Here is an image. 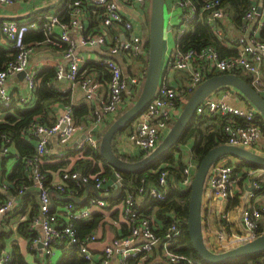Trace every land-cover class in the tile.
<instances>
[{
	"label": "built area",
	"instance_id": "2783aa9c",
	"mask_svg": "<svg viewBox=\"0 0 264 264\" xmlns=\"http://www.w3.org/2000/svg\"><path fill=\"white\" fill-rule=\"evenodd\" d=\"M15 0H0V4H10ZM37 2L40 0H27ZM85 0H68L66 10L69 13V21L61 22L57 15H49L41 22V30L44 42L62 49V61L55 68V80L64 79L70 83H77L84 92L85 99L91 100L95 94L93 78L81 71L82 58L76 53V43L69 36V30L74 29L80 33L77 43L80 46H101L106 42L105 32L83 34L81 16L83 2ZM136 6H142L145 0H122ZM90 2L93 10H99L100 23L108 29L113 25L124 29L122 37L114 36L113 45L107 55L98 60V66L108 74L107 94L97 101V106L92 108L91 123L86 126L74 122L72 110L69 105L51 124L34 122L28 127L27 133L34 138L35 146L32 156H23L22 164L25 181L16 194L7 193L5 199L0 202V221L4 220L10 211L20 205V198L27 190H33L38 198V211L31 220V225L41 230V236L35 237L32 243L41 242V250L45 255H50L54 247H68L78 243L79 252L87 264H95V260L89 251L88 245L96 240L94 234H87L82 239L77 236L74 221H85L91 215L93 207L105 208L110 204L106 199L90 195L84 206H77L74 202L66 201L64 208L66 220L59 221L50 208V189L63 195H72L75 189L82 188L86 184H92L100 194L114 188V183L105 176H88L77 170H64L61 179L64 183L50 186L46 181V174L42 170L43 157L47 154L49 137L55 135L59 144H67L77 130H82L83 135L77 141L75 148L80 150L85 147L98 149L99 137L95 135L97 126L106 120H114L122 111V105L127 100H132L141 89L143 78L123 74L121 66L113 58L122 52L126 58L141 56L144 46L141 38L135 34L133 26L118 10L117 5L110 0H86ZM178 8L177 36L172 45L167 65L172 70L183 71L188 74V83L183 89L172 87L166 78L160 75L154 96L146 105L144 111L135 119L131 128L125 134L133 148L141 155L151 152L158 142L168 132L170 126L179 114L183 98L190 95L193 90L212 72L233 73L242 72L249 77L250 85L259 94L264 96V79L261 65L264 58V32L259 36L241 35L233 40L236 45L234 54L221 57L215 47L202 46L199 49H183L179 40L194 24L208 25L213 34L222 38L220 22L225 16L224 7L220 0H175ZM257 15V4L244 13L240 28L245 29ZM58 26L60 32L54 35L53 29ZM36 28V24L19 23L14 20H1L0 33L7 40L9 47L15 52L12 59L5 62L0 68V106L9 107L13 98L7 92L6 81L10 76L20 71H25L24 82L30 93L35 85L36 71L27 69L28 60L32 52L31 45L24 42L25 34ZM260 31V29H259ZM217 90L205 98L195 109L196 114L207 113L210 117H221L225 120L222 124V133L225 144L241 147L258 154L264 155V150L255 146L262 133L261 125L256 120L257 111L248 105L235 106L227 102L225 91ZM24 101V97L20 98ZM9 139L0 135V155H9ZM17 158V156H14ZM196 163L190 162L183 166L181 178L175 182L169 171L160 166L154 182L141 178L139 184L133 189H125L121 178L117 174L118 186L123 189L120 201L121 214L128 228V234L112 239L105 245L100 254L99 264H111L115 253L119 252L118 264H147L153 251L161 246L160 259L150 260L152 264H200L197 260L190 259L181 253L175 252L169 247L172 241L178 239L183 232L182 226L174 220L169 222L166 228L161 223L152 222L151 217L145 212L139 199L143 203L147 200L164 201L167 197V188H186L193 177ZM111 181V187H105ZM264 181V169L246 167L235 173L234 168L227 163L214 165L205 180L204 193L206 201L202 200V209L207 211L213 208L215 199L228 200L241 191L251 201L240 206V223L244 228V234L235 238L236 243L247 241L262 232H259V220L264 215V198L258 204L253 202L256 194L262 189ZM70 184V185H68ZM251 186V189H247ZM105 187V188H104ZM204 197V196H203ZM207 224V225H206ZM203 225L207 238L213 239V245L224 250L229 248L231 240L226 238L224 231L208 230V223L203 216ZM211 233V234H210ZM11 253L0 246V264H10ZM257 264H264V254Z\"/></svg>",
	"mask_w": 264,
	"mask_h": 264
},
{
	"label": "crops",
	"instance_id": "0c3cea01",
	"mask_svg": "<svg viewBox=\"0 0 264 264\" xmlns=\"http://www.w3.org/2000/svg\"><path fill=\"white\" fill-rule=\"evenodd\" d=\"M56 0H40L37 2H31L27 0H15L10 4H0V21L1 20H14L19 23H35L36 28L29 30L26 33L27 41L25 43L31 45L32 52L28 60L27 69H33L36 72L40 71L42 68H53L55 70L58 63L62 61V49L56 46H53L47 42L39 41V40H30L31 33H40L42 32L40 26L42 20L49 16V15H59L60 12L59 5L43 10V11H36L40 8H43L49 4L54 3ZM114 2L121 15L130 21L133 26V30L135 34H137L142 41V44L145 49V44L148 39V26H149V14H150V0H145L142 6H136L129 3H125L122 0H110ZM90 2H83V13L81 16V23L83 26V34H92L104 31L106 36V42L104 45L101 46H80L77 43L78 36L80 35L74 29L69 30V36L75 41L76 43V53L79 54L82 58V62L80 64L81 71H84L90 77L93 78V87L95 90V94L91 100H86L84 92L82 91L81 87L77 83H70L68 81H61V80H52L50 84L57 90L60 94L63 95L61 100L55 104L50 106V109L47 113V121L49 123H53L56 118L63 112L65 106L69 105L71 107L72 112L76 111V114L73 116V120L76 124L81 126H86L91 123V109L97 106V101L102 99L107 94V81H108V74L102 68L98 66V60L103 58L107 55L109 48L113 45L114 36L118 35L122 37L124 34V29L121 26L113 25L108 29H105L98 17L95 15V10L92 9V6L89 5ZM257 7L262 5V13L260 16H256L254 20L248 24V27L245 29H241L240 26H235L229 20L227 15L220 22V28L222 32V38H218L219 42H221V50L218 51V54L221 57L230 56L235 53L236 45L233 44V40L237 39L238 36L241 35H256L260 36L262 34V27L264 23V0H256ZM67 3H64L63 10L66 9ZM164 17L166 16V20H164L169 26V31L172 30L174 26V19H178V8L175 5V0H164ZM190 28V27H189ZM188 28V30H189ZM192 28V27H191ZM260 29V31H259ZM177 26H174V31L172 32V40L174 43L175 38L177 36ZM187 30V31H188ZM60 29L58 26H55L53 29L54 35H58ZM169 36V34H168ZM164 41V39H163ZM172 46L169 47L168 43L165 44L163 42V49H162V60H161V68L160 72L161 75L164 76L167 82L176 89H183L188 83V74L183 71L172 70L167 65V59L170 55V51ZM12 50L9 47L7 40L1 35L0 33V54L4 53L6 55L7 51ZM217 50V49H216ZM5 51V52H4ZM146 49L145 52L138 57H130L126 58L122 52L113 56L114 60L118 62L121 66L123 74H128L132 76H137L139 78L144 77L146 66L144 65ZM147 65V64H146ZM262 76L264 79V58L261 65ZM6 89L7 92L13 98V104L18 106L19 108L29 109L32 108L35 104V97L33 93H30L26 87L24 80H21L16 74L10 76L6 81ZM220 91H225L227 93L226 100L232 105L235 106H244L246 105L242 99L239 98V95L233 88H223ZM213 94V93H212ZM211 94V95H212ZM215 95V94H213ZM24 97V101H20V98ZM131 100L124 101L122 105L121 111L123 112L128 108ZM4 112L0 113V120L4 117ZM210 125L212 130H217L220 128L221 117H210ZM113 120H105L103 124L97 126L95 130V135L102 134L107 126ZM132 125V124H131ZM131 125L122 133L118 134L114 139V149L117 154L126 156L129 158H133L136 156H140V154L133 148L132 144L127 140L125 134L131 128ZM83 135L82 130H77L71 139L68 141L67 144L61 145L59 144L57 137L52 135L49 137V141L47 144V154L43 157V170L46 174V181L50 186L55 184H62L64 183L61 179V174L64 170L69 168V165L66 166H59L58 164L62 161H65V164H68L69 160L72 162L74 157L72 154L76 152L75 145L77 141ZM100 138V137H99ZM190 145L191 142L187 141L184 144L179 146V153H175V159L178 158L180 154L181 161L182 158H185V161L182 164L185 166L190 162L196 163L195 160L190 156ZM259 146L264 145V139L259 140ZM261 148V147H260ZM12 157H8L5 160L4 168L6 174H8L12 166L16 162V158L14 157V151L12 147H10ZM68 159V160H66ZM128 161V160H127ZM67 162V163H66ZM176 163V162H175ZM173 176V175H172ZM174 181V180H173ZM111 187V181L106 184V188ZM261 186L263 187L262 190L256 194V198L253 199L255 204H258L261 199L264 198V181L261 182ZM104 187V188H105ZM5 189H8L7 186H3L1 192L4 194L9 193ZM83 191L80 195H63L59 192L50 189V208L53 213H55L58 217L59 221H65L66 212L64 208L65 197L67 196H75L79 199H82L85 196L84 186ZM114 190V188H110L108 192L110 193ZM170 190V189H169ZM30 192H34L33 190H27ZM168 191V188H167ZM123 191L110 199H106L109 206L105 208H97L93 207L91 209V215L85 221H89L94 219L95 217L98 218L97 224L93 230L90 231L89 234H94L96 236V240L94 242L89 243L88 248L90 253L92 254L93 259L96 261L95 264H99L98 260L100 259V254L102 248L107 245L112 239L118 238L128 234V228L126 223L123 220L121 214V195ZM240 194V202L239 207L234 206L232 208H226L227 200H220L217 199L213 202V208L207 213L203 211V216L208 223V230L210 228L211 222L214 223V229L216 231L222 230L221 226L218 225L220 219L225 221L226 223L230 224L228 233L224 231L226 238H229L232 242L238 236L244 234L245 230L240 223V206L243 205L247 201H251L248 199L244 193L241 191L238 192ZM36 201L35 204L37 205L36 213L38 211V198L34 192ZM93 195L90 192L87 198ZM203 202L206 201L207 196L203 195ZM120 197V198H118ZM86 200L81 204H76L79 207L84 206L87 202ZM139 203L143 207V201L139 199ZM32 206L29 202H24L22 198H20V205L9 212V214L5 217L4 220L0 221V246H4L6 251L11 252V244L15 243L19 247L20 254L22 255L23 259L27 264H56L57 260L60 257L61 250L63 247L57 246L54 247L52 253L50 255H45L41 248L38 245H34L32 242L30 243L27 239L23 238L17 232L18 225L24 220L27 219L31 213ZM105 210V211H104ZM145 210V209H144ZM146 213L149 214L151 217L152 222H159L156 217L153 215V211L145 210ZM150 212V213H149ZM207 225V224H206ZM259 226L262 228V232H264V215L259 220ZM30 228L33 230V233L36 237L41 236V230L37 226H33L30 224ZM214 230V231H215ZM205 231V227H204ZM223 231V230H222ZM213 244V241H210ZM38 244V243H37ZM240 244V243H239ZM232 245H229L231 248ZM236 246V245H234ZM233 247V246H232ZM227 248V249H229ZM226 250V249H225ZM161 254V246H157L153 251V254L150 260H157L160 259ZM120 253L117 252L111 259V264H118V257ZM148 261L147 264H152L151 261Z\"/></svg>",
	"mask_w": 264,
	"mask_h": 264
},
{
	"label": "trees",
	"instance_id": "16d2710c",
	"mask_svg": "<svg viewBox=\"0 0 264 264\" xmlns=\"http://www.w3.org/2000/svg\"><path fill=\"white\" fill-rule=\"evenodd\" d=\"M68 0H62L59 7H61L60 12L58 13V18L61 22L67 23L69 21V13L65 9L63 10L64 3ZM72 1V0H71ZM83 1V0H82ZM196 2H200V0H194ZM255 3L256 0H220V4L224 7L225 15L229 18V20L235 26H241L242 17L244 13L251 7V4ZM63 5V6H62ZM96 17L101 20L99 15V10H95ZM264 32V23L262 27V33ZM27 36H24V42L27 41ZM30 40H44L43 33H31ZM180 46L183 49L187 48H195L199 49L205 45H211L220 52L221 50V42L217 39V36L213 34L211 28L206 24H194L192 28L180 38L178 39ZM146 54L144 59V65L147 64V54H148V41L145 44ZM5 52V51H4ZM14 51L10 50L0 54V68L2 65L7 62L9 59H12L14 56ZM237 76L241 77L246 82L250 83L249 77L242 72L235 71L233 72ZM218 74L212 72L209 76ZM208 76V77H209ZM52 80H55V70L53 68H42L40 71L36 72L35 75V85L33 88V96L35 97V104L32 108L25 109L19 108L13 103L9 107H1L0 113L4 112V117L0 120V135L4 134L9 139L10 147H12L14 156H17L15 164L12 166L11 171L6 174L4 163L6 158L12 157L11 153L9 155L2 156L0 155V189L2 190L3 186H7L8 189H5L10 194H16L21 185L27 184L25 181L22 157L23 156H32L34 153V138L28 134L26 131L29 126H31L34 122H39L43 124H51L47 121V113L52 104L57 103L63 97L55 88L50 84ZM223 88H231V87H221ZM236 91V90H235ZM140 92H137L130 104L134 102V100L138 97ZM237 92V91H236ZM239 98L244 101V103L250 107L252 105L237 92ZM264 97V96H263ZM73 116L76 114V111L72 112ZM209 115L207 113L196 114L191 119L178 142L171 147L167 152H165L161 158L150 164L145 170L139 173H123L118 172L119 177L121 178L122 185L125 189H133V187L139 184L141 178H144L146 181L154 182L158 173V169L160 166L166 168L170 174L173 175L174 181L177 182L181 178V171L183 168V164L181 161L180 154L178 158L175 159V153H179V146L181 144L186 143L187 141L191 142L190 145V156L193 160L196 161V164L201 160V158L207 153V151L219 144L225 143V139L222 133V124L225 120L221 118L220 128L217 130H212L210 125ZM256 120L261 125L262 133L264 134V117H262L258 112L256 114ZM128 124L125 131L130 125ZM109 126V125H108ZM107 126V127H108ZM122 131V132H123ZM121 132V133H122ZM102 134H99L98 137H101ZM118 134H116L112 140V148L116 153L113 143L114 139ZM117 154V153H116ZM120 158L128 161H134L146 154H141L140 156H136L133 158H129L126 156H122L117 154ZM74 157L73 161L69 160L68 164H65V161H62L58 165L63 167L69 165L70 170H77L84 175L88 176H105L110 179V175L112 172V168L107 165L100 157L98 149H91L90 147H85L80 150H76L72 154ZM68 160V159H66ZM176 162V163H175ZM227 163L230 164L235 173L241 171L242 168L250 167L248 163L240 161L236 158L224 156L220 158L216 163ZM67 163V162H66ZM212 166V167H213ZM43 170V163L41 165ZM211 167V168H212ZM210 168V170H211ZM209 170V172H210ZM44 171V170H43ZM70 185V184H68ZM262 187V186H261ZM83 188V187H82ZM82 188L75 189L72 195H80L83 191ZM263 188V187H262ZM261 188V189H262ZM0 190V202L5 199L6 194L2 193ZM189 186L186 188L175 187L167 191V197L164 201H155V200H147L143 203V209L153 211L154 217L161 223L163 228H166L170 221H172L171 216L174 217V220L178 222L183 229L180 237L174 241H172L169 247L173 249L175 252L181 253L184 256L197 260L200 264H206L201 261L198 257L197 253L194 251L186 231V218L188 213V198H189ZM123 194V193H122ZM123 195H121L122 197ZM240 194L236 193L232 198L228 199L226 208H232L234 206L239 207V198ZM22 200L24 202H29L32 206L31 213L27 219H24L17 227V232L23 238L27 239L30 243L35 239V234L33 230L30 228V223L32 218L36 215L37 205L35 204L36 198L34 192L25 191L22 196ZM120 198V197H118ZM78 206V205H77ZM150 213V212H149ZM148 214V213H147ZM149 215V214H148ZM98 218L91 219L89 221H74V227L77 232V236L79 239L85 237V235L89 234L93 228H95L97 224ZM218 225L221 226V229L228 233L229 225L222 219L219 220ZM262 228L259 226V232H262ZM202 235L205 245L214 252H220L224 249L219 246H214L210 241H208L207 235L204 231L203 225V212H202ZM11 261L10 264H27L20 254L19 247L15 244H11ZM263 253H259L253 256L245 257L242 259H236L231 263H222V264H257L258 260L261 258ZM56 264H87L86 260L83 258L82 254L79 252L78 243L70 245L68 247H63L61 250V254Z\"/></svg>",
	"mask_w": 264,
	"mask_h": 264
},
{
	"label": "water",
	"instance_id": "95a60500",
	"mask_svg": "<svg viewBox=\"0 0 264 264\" xmlns=\"http://www.w3.org/2000/svg\"><path fill=\"white\" fill-rule=\"evenodd\" d=\"M62 0H56L36 11L51 9L61 3ZM262 5L257 7V15L262 13ZM164 0H150V14L148 26V54L147 65L143 77L142 86L138 97L126 110L121 112L105 129L99 139L98 152L101 159L112 168L110 180L114 183V190L110 193L100 194L92 184L84 185L85 196L79 199L75 196L65 197V201H71L75 204L83 203L88 194L103 199H110L119 195L123 189L118 186L117 174L139 173L145 170L150 164L158 161L161 156L173 147L181 137L185 128L195 115L196 107L212 93L221 87H231L241 94L256 111L264 117V97L259 94L252 86L234 73H218L206 77L189 95L184 102L179 114L170 126L165 136L158 142L155 148L143 157L127 161L120 158L112 148V140L116 134H120L128 124L133 123L135 119L144 111L146 105L154 96L159 77L161 75V60L164 35ZM169 29V26H168ZM25 71H20L16 75L24 80ZM61 81H65L61 79ZM227 156L236 158L248 163L252 168L264 169V155L256 152L232 146L228 144H219L207 151V153L197 163L193 177L189 183L188 213L186 218V231L188 239L202 262L206 264L231 263L236 259L253 256L259 253L264 254V232L244 241L229 249L214 252L204 243L202 235V199L204 195L205 180L210 168L220 158ZM247 189H251L248 186ZM220 201V198L217 199ZM41 247V242L37 244Z\"/></svg>",
	"mask_w": 264,
	"mask_h": 264
},
{
	"label": "rangeland",
	"instance_id": "374dc122",
	"mask_svg": "<svg viewBox=\"0 0 264 264\" xmlns=\"http://www.w3.org/2000/svg\"><path fill=\"white\" fill-rule=\"evenodd\" d=\"M164 20H166V16L164 17ZM177 24H178V19H174V23H173V25L174 26H177ZM174 26L172 27V30L171 31H174ZM171 31H169L168 30V26H167V24H166V22L164 21V35H163V39H164V47H165V44H167L168 43V46L169 47H171L172 45H173V40H172V32ZM168 34H169V36H168ZM189 97V95H187V96H185V98H183V101L185 102L186 101V99ZM184 102H183V104H184ZM183 106V105H182ZM262 139H264V134H262L261 135V137H260V140H262ZM261 147V149L262 150H264V145L263 146H259L258 145V143H257V145L255 146V150L256 151H258L259 150V148ZM185 161V158H182V162H184ZM105 211V210H104ZM212 224H210V228L212 229V230H215L214 229V223L213 222H211ZM211 234V233H210ZM213 239H211V238H209L208 239V241H212ZM238 240H233L232 242H231V244L230 245H232V246H234V245H237V244H239V243H236ZM231 246V247H232Z\"/></svg>",
	"mask_w": 264,
	"mask_h": 264
}]
</instances>
